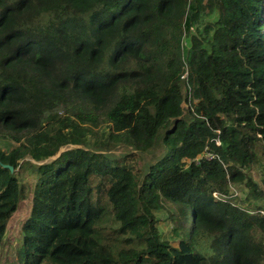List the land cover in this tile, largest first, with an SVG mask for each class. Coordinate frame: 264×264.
<instances>
[{
  "label": "trees",
  "instance_id": "trees-1",
  "mask_svg": "<svg viewBox=\"0 0 264 264\" xmlns=\"http://www.w3.org/2000/svg\"><path fill=\"white\" fill-rule=\"evenodd\" d=\"M0 137V258L264 264V0H0Z\"/></svg>",
  "mask_w": 264,
  "mask_h": 264
},
{
  "label": "rangeland",
  "instance_id": "rangeland-1",
  "mask_svg": "<svg viewBox=\"0 0 264 264\" xmlns=\"http://www.w3.org/2000/svg\"><path fill=\"white\" fill-rule=\"evenodd\" d=\"M213 20V17H203L204 22H210ZM204 25L201 26L202 29ZM196 29V28H194ZM198 31L194 30L192 31V34L195 36L198 35ZM187 42V40H186ZM21 145L16 143L12 139H4L0 137V149L5 151L6 153L11 152L12 150L20 147ZM121 151V148L118 147L116 149V153H119ZM30 157L27 155L24 158L25 160H29ZM26 180L29 182H32L34 180V176L31 172H28L26 175ZM251 176L253 181L258 184L259 186L262 185V171L257 166L253 167V170L251 172ZM231 191L234 195H237L240 197L239 204L242 207H248L250 203L253 201L249 199V194L251 193V189L246 185L245 182H236L235 184H232ZM25 211L20 210L17 214L14 215L13 219L11 220L9 224V233H8V241L6 243V246L1 252V258H0V264H18V256L16 249L20 246V241L18 240V232L21 228V223L24 219ZM155 216L158 220L157 227L165 240L171 241V234H172V228L173 223L171 222V213L168 209V206L165 205V208L155 210Z\"/></svg>",
  "mask_w": 264,
  "mask_h": 264
},
{
  "label": "built area",
  "instance_id": "built-area-1",
  "mask_svg": "<svg viewBox=\"0 0 264 264\" xmlns=\"http://www.w3.org/2000/svg\"><path fill=\"white\" fill-rule=\"evenodd\" d=\"M187 76H188V72L184 73V75L182 76V81L184 82V84L187 82ZM205 158H207V160L211 161L214 157L210 154H206Z\"/></svg>",
  "mask_w": 264,
  "mask_h": 264
},
{
  "label": "water",
  "instance_id": "water-1",
  "mask_svg": "<svg viewBox=\"0 0 264 264\" xmlns=\"http://www.w3.org/2000/svg\"><path fill=\"white\" fill-rule=\"evenodd\" d=\"M7 168L9 167V166H6ZM10 169H11V171H13V168L12 167H9Z\"/></svg>",
  "mask_w": 264,
  "mask_h": 264
}]
</instances>
